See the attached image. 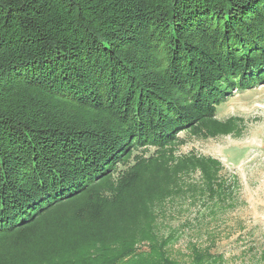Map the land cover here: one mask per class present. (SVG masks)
I'll list each match as a JSON object with an SVG mask.
<instances>
[{
  "label": "trees",
  "instance_id": "1",
  "mask_svg": "<svg viewBox=\"0 0 264 264\" xmlns=\"http://www.w3.org/2000/svg\"><path fill=\"white\" fill-rule=\"evenodd\" d=\"M261 83L264 0H0V264H227L172 256L158 217L223 210L222 164L177 134L230 133L217 105Z\"/></svg>",
  "mask_w": 264,
  "mask_h": 264
},
{
  "label": "rangeland",
  "instance_id": "2",
  "mask_svg": "<svg viewBox=\"0 0 264 264\" xmlns=\"http://www.w3.org/2000/svg\"><path fill=\"white\" fill-rule=\"evenodd\" d=\"M215 117L220 121L232 118L233 130L207 138L179 132L184 143L177 146L175 155L192 152L219 160L233 192L220 207L223 210L217 205L215 213L209 212L211 204L190 203L180 196L169 200L164 216L158 217L159 229L162 233L177 230L169 250L184 262L188 261V243L198 242L222 252L227 264H238L243 252L264 244V83L231 89L217 105ZM153 150L149 146L143 155ZM186 180L199 181V174H189Z\"/></svg>",
  "mask_w": 264,
  "mask_h": 264
}]
</instances>
